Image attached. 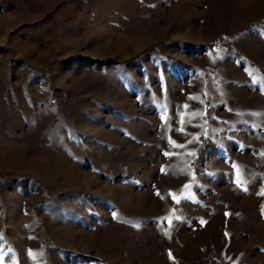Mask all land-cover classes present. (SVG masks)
<instances>
[{"label":"rangeland","instance_id":"obj_1","mask_svg":"<svg viewBox=\"0 0 264 264\" xmlns=\"http://www.w3.org/2000/svg\"><path fill=\"white\" fill-rule=\"evenodd\" d=\"M262 19L0 0V264H264Z\"/></svg>","mask_w":264,"mask_h":264},{"label":"trees","instance_id":"obj_2","mask_svg":"<svg viewBox=\"0 0 264 264\" xmlns=\"http://www.w3.org/2000/svg\"><path fill=\"white\" fill-rule=\"evenodd\" d=\"M264 22V19H262ZM214 43L207 44L206 46L213 48ZM155 50V49H154ZM228 51H232L231 47H228ZM211 107H209V100H205V117L207 118L211 114ZM215 147V143L206 137L205 135L200 136L199 146L197 148L196 156L191 162L193 172L195 175H199L203 172V164L206 161V153Z\"/></svg>","mask_w":264,"mask_h":264}]
</instances>
